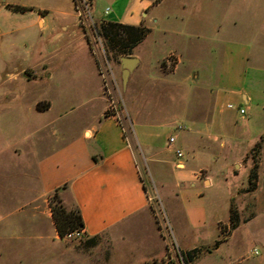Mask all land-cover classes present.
Masks as SVG:
<instances>
[{
	"label": "rangeland",
	"instance_id": "rangeland-1",
	"mask_svg": "<svg viewBox=\"0 0 264 264\" xmlns=\"http://www.w3.org/2000/svg\"><path fill=\"white\" fill-rule=\"evenodd\" d=\"M83 1L87 4L86 10ZM3 2L31 9L26 13L5 10L1 6ZM106 8L108 12L104 14ZM39 9L46 12L44 25L47 28L41 32L42 39L53 42L43 47L40 44L30 46L0 37V69L12 67L14 59L25 51H31L34 57L41 49L47 51L51 56L47 70L56 76V87L46 86L41 79H20V85L28 88L31 94H45L52 99L61 111L60 121L72 118L79 122L83 115L98 106L93 99L98 69L103 74V98L108 104L105 116H115L128 133L132 121L138 120L150 122L163 136L169 132L173 134L172 126L185 122L182 115L185 98L181 87L174 82L178 72L163 62L155 75L141 76L133 70L123 88L119 58L106 52L96 24L108 22L115 16L130 24L157 17L166 24L180 26L184 34L192 38L198 51L193 66L200 74H209L211 83L221 81V100L216 112L227 133L225 130L221 136L209 138L214 144L213 159L217 156L211 168L215 171L217 166H227V173L234 176L235 193L226 201L224 184L217 183L210 189L196 184L192 188L186 186L183 201H176L170 194V185H159L164 175L158 180L152 177L148 169L151 165L145 162L131 139L149 197L148 212L153 221L163 226L168 244L164 258L143 264H264V143L258 155L252 152L253 143L241 157L240 165L234 170L230 166L232 160L250 147L253 136L264 135V0H0V28L12 36L23 30L36 37L40 34ZM159 37L154 26L152 35L135 48L136 54L153 60ZM105 61L107 68L102 65ZM100 63L104 69H99ZM246 93L252 97L251 103L243 101L241 94ZM228 103L231 109L226 107ZM237 104L246 111L243 119H239L235 111ZM67 111L71 115L63 116ZM221 142L224 146L219 148ZM259 157L261 176L258 179L257 166L256 183L249 187L246 178L252 168V159L258 163ZM48 201L61 205L66 211L74 209L62 192H52ZM182 208L190 213L204 209L205 224L201 229L188 230ZM229 216L236 224L230 231ZM65 245L70 250L68 264H111L104 237L93 240L81 236L66 238ZM254 250L256 255L252 254Z\"/></svg>",
	"mask_w": 264,
	"mask_h": 264
},
{
	"label": "crops",
	"instance_id": "crops-1",
	"mask_svg": "<svg viewBox=\"0 0 264 264\" xmlns=\"http://www.w3.org/2000/svg\"><path fill=\"white\" fill-rule=\"evenodd\" d=\"M1 6L12 10L11 6L21 5L3 2ZM45 13L37 10L40 34L36 37L23 30L12 36L3 28H0V37L30 46L52 43L53 40L42 39L41 32L47 28ZM118 18L109 19L149 30L132 49L131 56L137 59L135 74L155 75L168 54L177 56L174 68L178 79L174 82L181 87L185 98L182 115L186 130L163 136L150 122L133 120L128 133L115 116L104 115L108 104L103 98V74L98 69L93 91L98 106L79 122L72 118L60 121L61 111L52 99L45 94H31L20 85V79H41L46 86L57 84L54 73L47 70L50 54L41 49L35 57L31 51L17 56L12 67L0 69V264H68L70 250L65 245L66 238L56 234L49 210L48 198L58 189L77 208L83 224L81 237L87 240L104 237L111 264H143L164 258L168 244L163 226L153 221L148 212L149 197L131 139L145 162L151 165L148 169L152 177L158 180L164 175L159 185H170V194L176 201H183L186 186L192 188L196 184L205 189L224 184L226 201L235 193L234 176L227 173V166H217L215 171L211 168L217 156L213 159L214 144L209 138L221 136L226 130L216 112L221 100V81L211 83L209 74H200L193 66L198 51L180 26L166 24L157 17L133 24ZM154 26L160 35L155 44L157 55L147 60L136 54L135 48L152 35ZM98 65L100 70L102 65L108 67L106 61ZM241 96L245 103L253 101L247 93ZM236 108L243 107L237 104ZM69 111L63 116L69 115ZM239 119L243 116L239 115ZM169 136L175 138L172 146L167 144ZM258 138L259 134L253 136L250 147L232 160L233 170ZM223 146V142L219 143V148ZM174 148L183 151L180 160L175 158ZM258 169L259 179L260 157ZM204 212L203 209L190 213L183 209V220L189 231H197L205 224Z\"/></svg>",
	"mask_w": 264,
	"mask_h": 264
},
{
	"label": "trees",
	"instance_id": "trees-1",
	"mask_svg": "<svg viewBox=\"0 0 264 264\" xmlns=\"http://www.w3.org/2000/svg\"><path fill=\"white\" fill-rule=\"evenodd\" d=\"M13 11L26 12L29 9H25L22 6H11ZM96 31L100 37L103 38V44L107 53L113 54L117 59L121 57L131 56L132 49L138 45L148 34L149 30L143 26L118 24V22H98L96 24ZM37 107L40 108L39 105ZM46 107V105H44ZM264 143V135L260 136L254 143L252 152L259 154L260 148ZM257 166L256 160L252 159V168L246 178V182L249 187H254L257 179ZM50 203V202H49ZM51 218L55 225L56 234L58 237L63 238L65 234L78 231L83 228L81 218L78 214L77 208L74 206L72 210H64L61 205L49 204ZM229 231L236 227L235 221L230 219L229 216ZM228 231V232H229ZM91 238L90 240H93ZM217 244V243H216ZM189 255V254H188Z\"/></svg>",
	"mask_w": 264,
	"mask_h": 264
},
{
	"label": "built area",
	"instance_id": "built-area-1",
	"mask_svg": "<svg viewBox=\"0 0 264 264\" xmlns=\"http://www.w3.org/2000/svg\"><path fill=\"white\" fill-rule=\"evenodd\" d=\"M82 5H83L84 9L86 10L87 9V4H85V1L82 2ZM107 12H108V9L106 8L104 10V14H106ZM177 61H178L177 56L173 55V53H170V54H168V56H166V58L162 62L165 65H167V66H173L174 67L176 65ZM226 107H228L229 109L232 108L229 104H227ZM236 111L238 112V114L240 116H244L243 108H236ZM172 128L174 129L175 132H181V131L186 130V126L185 125H181V124H174L172 126ZM174 141H175V138L173 136H169L167 138V144L168 145L172 146L174 144ZM173 153H174L175 158L178 159V160H180L183 157V155H184L183 151L180 150V149H177V148L173 149ZM221 229L222 228H220V230ZM226 232H228V228H227ZM80 236H81V231L80 230H78V231L74 230L72 232H69V233L65 234L64 238H71V237L79 238ZM252 254L256 255L257 254L256 250L252 251Z\"/></svg>",
	"mask_w": 264,
	"mask_h": 264
},
{
	"label": "water",
	"instance_id": "water-1",
	"mask_svg": "<svg viewBox=\"0 0 264 264\" xmlns=\"http://www.w3.org/2000/svg\"><path fill=\"white\" fill-rule=\"evenodd\" d=\"M118 61H119L120 77H121L120 81L122 87H124L130 73L137 65V59L134 56H126V57H121ZM61 190L62 189H58L56 191L61 192Z\"/></svg>",
	"mask_w": 264,
	"mask_h": 264
}]
</instances>
